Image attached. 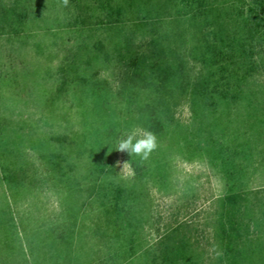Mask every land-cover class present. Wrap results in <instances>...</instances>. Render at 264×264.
<instances>
[{
  "label": "rangeland",
  "instance_id": "obj_1",
  "mask_svg": "<svg viewBox=\"0 0 264 264\" xmlns=\"http://www.w3.org/2000/svg\"><path fill=\"white\" fill-rule=\"evenodd\" d=\"M193 1L0 0V264H74L76 254L79 264H123L126 252L102 236L114 189L135 183L143 203L134 264L183 242L180 264H229L222 232L230 226L240 264H264V69L251 72L264 62V0H207L226 10L233 35L243 11L255 47L224 48L244 63L250 90L220 104L214 139L199 131L193 95L184 93L145 178L132 165L137 156L116 150L133 128L147 129L130 122L138 109L123 100L116 49L133 33L141 51L158 38L183 60L191 84L210 56ZM96 84L109 93L104 110ZM233 140L240 150L221 156L219 144L233 149ZM234 194L238 203L228 202Z\"/></svg>",
  "mask_w": 264,
  "mask_h": 264
},
{
  "label": "trees",
  "instance_id": "obj_2",
  "mask_svg": "<svg viewBox=\"0 0 264 264\" xmlns=\"http://www.w3.org/2000/svg\"><path fill=\"white\" fill-rule=\"evenodd\" d=\"M193 2L197 4L193 17L195 19L200 15L204 17V25L196 23V26L199 31L203 32L204 48L210 56L204 59L205 74H200L191 84H186L183 77L185 70L183 60L180 58L172 60V54L169 53L171 49H168L158 38L151 39L146 50L141 51V45L134 46L133 44L135 37L133 33L125 37L122 45L116 49V63L123 68L121 72L123 100L127 109H138L130 122L133 124L135 121L140 122L155 133L157 138L166 136L168 130L172 128L174 110L184 93L193 95L194 109L197 108L198 120L202 125L199 131L208 133L212 140L214 139L212 130L215 124L223 120V113L219 111L220 104L222 102L236 103L244 97L246 91L250 90L247 86L250 80L243 74L244 63L236 62L233 54L224 50L227 42L230 46L238 41H242L244 45L245 42L251 41V52L254 53L255 47L252 43L249 19L244 17L243 11V13L236 14L238 17L234 15L233 22L238 31L233 35L227 30L229 17L224 8L211 5L207 0H194ZM190 6H192L191 10H195L192 3ZM204 27H207L205 32ZM142 28L139 27V29ZM261 69H264V62L254 63L251 67L252 75ZM95 88V96H100L101 101L103 100L104 110L109 102L108 90L97 84ZM108 118L110 130H116L114 118L110 116ZM193 140L195 138H192L191 142ZM191 142L190 145L193 144ZM212 143H215V140ZM233 143H235L233 149L220 143L221 149L218 153L222 156L224 155L223 150L229 148V152L235 155L242 144L237 140ZM228 161L229 157L222 160L223 164H227ZM131 162L138 175V180L145 178L150 170L148 161L141 160L137 156ZM141 196L142 192L138 190L137 183L119 185L114 189L111 207L106 212V232L102 236L103 243L109 246L108 248L126 252L123 264H134V257L139 252L136 250L132 254L129 250H132L131 247L139 237L141 219L138 209L139 204L143 203ZM239 199V194H234L230 195L227 201L238 203ZM234 232L235 228L231 226L230 231L223 229L222 239L229 253L227 254L229 264H240L241 257L244 255L233 246L235 244ZM140 247L142 250L146 248L142 245ZM185 250H187V245L184 242L173 247L167 246L160 252L155 250V255L144 264H180L187 258ZM72 260L74 264H79L80 257L76 254ZM102 264H106L104 259H102Z\"/></svg>",
  "mask_w": 264,
  "mask_h": 264
},
{
  "label": "clouds",
  "instance_id": "obj_3",
  "mask_svg": "<svg viewBox=\"0 0 264 264\" xmlns=\"http://www.w3.org/2000/svg\"><path fill=\"white\" fill-rule=\"evenodd\" d=\"M69 0H62L66 7ZM158 148L157 136L150 130L133 128L124 138L120 139L116 150L127 152L131 157L138 156L141 160H148L151 154ZM130 162H125L123 168H126Z\"/></svg>",
  "mask_w": 264,
  "mask_h": 264
}]
</instances>
